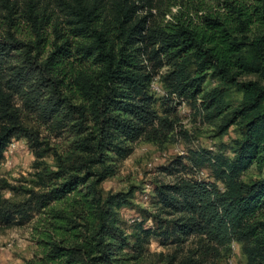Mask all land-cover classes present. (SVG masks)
Returning a JSON list of instances; mask_svg holds the SVG:
<instances>
[{"label": "trees", "instance_id": "16d2710c", "mask_svg": "<svg viewBox=\"0 0 264 264\" xmlns=\"http://www.w3.org/2000/svg\"><path fill=\"white\" fill-rule=\"evenodd\" d=\"M155 3L57 0L61 26L54 10L31 1L26 14L36 39L11 32L0 38V165L15 139L52 162L41 161L38 190L4 187L22 199L0 194V228L46 215L38 229L40 264H148L154 240L176 254L193 239L197 248L178 264H219L222 248L230 264L233 245L246 264H264V0L228 1L226 14L198 24L158 23ZM45 24L53 41L42 33ZM156 79L163 94L152 89ZM234 92L242 95L238 105ZM183 103L206 122L220 121V135L235 127L239 138L216 153L191 150L162 167L176 180L156 183L152 211L135 204L133 189L106 193L103 184L139 142L176 138ZM253 167L259 175L245 179ZM204 170L212 182L186 177ZM125 209L141 221L127 226Z\"/></svg>", "mask_w": 264, "mask_h": 264}, {"label": "rangeland", "instance_id": "374dc122", "mask_svg": "<svg viewBox=\"0 0 264 264\" xmlns=\"http://www.w3.org/2000/svg\"><path fill=\"white\" fill-rule=\"evenodd\" d=\"M31 1L36 3L39 10H47L48 14L54 10V18L60 20L59 25L65 26L60 24L65 20L61 10H57V0H0V38L11 32L16 38L26 42L36 39L33 24L28 20L26 14ZM228 1L235 0H156V8L152 13L158 23H174L180 20L183 22L193 21L198 24L207 15L226 14V2ZM146 14L147 12H144V15ZM50 26L51 24H45L41 28L45 38L48 41H53L54 32ZM49 49L50 47L46 48L47 51ZM242 79L250 81L256 80V77L247 76ZM214 85L213 81L209 82L206 85V90ZM159 87L164 92L160 85ZM241 98L240 93L234 92V105H238ZM156 108L160 112L163 111L161 101H158ZM177 120L174 140L163 144L139 142L135 146L134 154L120 164L118 174L103 184L104 191L118 193L129 192L133 189L135 204L142 209L152 211L156 183L171 184L176 180L169 174L161 173L162 167L169 165L178 156H186L191 150L207 149L216 153L221 143L232 145L233 141L239 138L235 127H231L228 134L220 135L218 132L220 121L214 124L206 122L186 103L178 108ZM30 125L38 128L42 136L48 135L46 128L38 127L33 122H30ZM183 132H187V136L183 135ZM225 154L231 156L229 151H226ZM41 161L49 165L52 163L48 158L38 160L28 141L15 139L10 144L0 165V194L7 199L18 201L22 199V196L16 195L9 188L4 189L6 185L38 190L34 187V182L37 181ZM190 175L186 177H194L199 181H213L209 170ZM258 175V170L253 167L246 173L245 179H253ZM120 217L127 226L133 224L134 221H141L137 211L128 209L122 210ZM45 224L46 215L41 214L25 227L0 228V264H29L31 261L40 264L44 250L40 242L41 233L38 229H42ZM151 225V222H148L147 226ZM197 241L196 239L191 240L183 251L175 254V247H163L157 240H154L150 247L147 263L168 264L169 259L175 254L174 256H177L178 259L173 264H178L190 251L197 248ZM235 246L230 264H246L241 247ZM228 253L227 249H220L219 264H227L225 259ZM215 255L217 256L214 254L211 259L215 258Z\"/></svg>", "mask_w": 264, "mask_h": 264}, {"label": "built area", "instance_id": "2783aa9c", "mask_svg": "<svg viewBox=\"0 0 264 264\" xmlns=\"http://www.w3.org/2000/svg\"><path fill=\"white\" fill-rule=\"evenodd\" d=\"M152 89L155 93H159V94H163V92L161 91L159 84H158V80L156 79L153 84H152ZM235 245H233V249H235Z\"/></svg>", "mask_w": 264, "mask_h": 264}]
</instances>
